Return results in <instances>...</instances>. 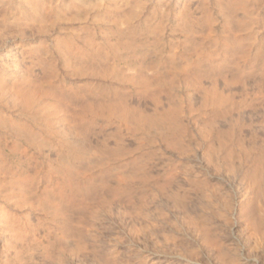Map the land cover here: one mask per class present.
<instances>
[{"label":"rangeland","instance_id":"374dc122","mask_svg":"<svg viewBox=\"0 0 264 264\" xmlns=\"http://www.w3.org/2000/svg\"><path fill=\"white\" fill-rule=\"evenodd\" d=\"M199 54L264 102V0H0V264H264V141L166 107Z\"/></svg>","mask_w":264,"mask_h":264},{"label":"crops","instance_id":"0c3cea01","mask_svg":"<svg viewBox=\"0 0 264 264\" xmlns=\"http://www.w3.org/2000/svg\"><path fill=\"white\" fill-rule=\"evenodd\" d=\"M201 58L199 54L190 75L181 76L178 67L174 68L177 91L172 95L176 100L173 106H166L176 112V121L182 112L190 127H196L189 133L190 141L197 136L217 142L264 141V102L253 101L249 93L253 71L248 64L252 59L231 67L228 61L203 62ZM180 78L181 87H176Z\"/></svg>","mask_w":264,"mask_h":264}]
</instances>
